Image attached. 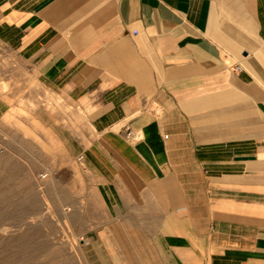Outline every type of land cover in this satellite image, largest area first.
Listing matches in <instances>:
<instances>
[{
	"label": "crops",
	"instance_id": "crops-1",
	"mask_svg": "<svg viewBox=\"0 0 264 264\" xmlns=\"http://www.w3.org/2000/svg\"><path fill=\"white\" fill-rule=\"evenodd\" d=\"M9 112L104 236L264 264V0H0Z\"/></svg>",
	"mask_w": 264,
	"mask_h": 264
},
{
	"label": "rangeland",
	"instance_id": "rangeland-1",
	"mask_svg": "<svg viewBox=\"0 0 264 264\" xmlns=\"http://www.w3.org/2000/svg\"><path fill=\"white\" fill-rule=\"evenodd\" d=\"M25 116L0 115V264H183L146 219L108 236L86 225L88 211L69 207L71 194L58 179L42 178V163L26 159Z\"/></svg>",
	"mask_w": 264,
	"mask_h": 264
},
{
	"label": "built area",
	"instance_id": "built-area-1",
	"mask_svg": "<svg viewBox=\"0 0 264 264\" xmlns=\"http://www.w3.org/2000/svg\"><path fill=\"white\" fill-rule=\"evenodd\" d=\"M238 68L240 69L241 67L238 66ZM126 135L128 138H130L133 141H138L141 138V136L138 133H134V131H132L129 127L127 128ZM47 176H48L47 172L41 174L42 178H46Z\"/></svg>",
	"mask_w": 264,
	"mask_h": 264
}]
</instances>
